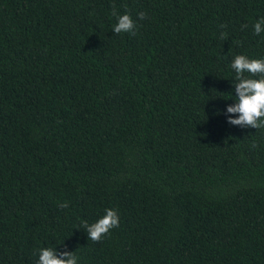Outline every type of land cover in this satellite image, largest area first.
I'll list each match as a JSON object with an SVG mask.
<instances>
[{
	"label": "trees",
	"instance_id": "obj_1",
	"mask_svg": "<svg viewBox=\"0 0 264 264\" xmlns=\"http://www.w3.org/2000/svg\"><path fill=\"white\" fill-rule=\"evenodd\" d=\"M261 16L264 0H0V264L40 247L264 264V128L213 114L233 56L264 57ZM106 208L118 225L87 238Z\"/></svg>",
	"mask_w": 264,
	"mask_h": 264
},
{
	"label": "clouds",
	"instance_id": "obj_2",
	"mask_svg": "<svg viewBox=\"0 0 264 264\" xmlns=\"http://www.w3.org/2000/svg\"><path fill=\"white\" fill-rule=\"evenodd\" d=\"M113 15L116 22L112 27L115 33L132 32L134 22L131 16L124 12ZM138 18L144 19L145 13H137ZM254 34L264 32V16L258 17L252 25ZM229 68L233 71L231 104H226L223 110L213 106L214 115H223L225 123L247 128H264V57L252 58L244 54H237L229 61ZM247 74V75H246ZM61 204L60 207H66ZM119 216L115 209L106 208L104 214L94 222H84L87 238L96 241L101 239L109 229L118 225ZM35 264H78V257L74 252L58 253L52 247H40L37 249Z\"/></svg>",
	"mask_w": 264,
	"mask_h": 264
}]
</instances>
